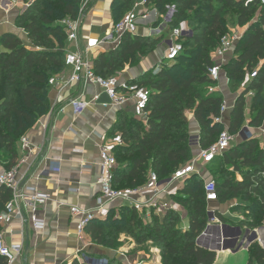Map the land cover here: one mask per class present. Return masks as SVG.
Wrapping results in <instances>:
<instances>
[{"label": "trees", "instance_id": "trees-1", "mask_svg": "<svg viewBox=\"0 0 264 264\" xmlns=\"http://www.w3.org/2000/svg\"><path fill=\"white\" fill-rule=\"evenodd\" d=\"M83 0H30L28 7L15 18V25L25 34V42L16 34H0V165L5 171L17 165L18 144L27 130L49 111L50 78L65 67L66 34L60 26L65 18L76 19ZM176 0L177 12L171 29L178 27L185 13L195 8L194 18L204 25L191 35L181 38L183 52L171 65H163L155 74L142 75L133 83L150 91L145 109V122L118 113L113 132L120 136L121 144L113 147L117 166L112 172V187L130 190L142 187L150 173L159 181L169 179L180 167L192 160L189 145L188 120L191 111L199 127V147L206 149L227 129L237 135L244 124L245 96L252 94L250 112L254 116L249 125L260 127L264 121V3L254 0ZM136 0H112V23H117L131 10ZM153 3L160 14L168 0H146ZM202 5V6H201ZM236 12L237 26L248 29L236 44L233 57L221 69L225 71L228 87L234 92L244 83L230 112L227 128L221 122L220 110L224 100L216 85L208 77V69L215 62L211 54L227 34L222 15ZM258 10V12H256ZM257 13V19L251 17ZM188 22V21H187ZM190 23V21L188 22ZM189 25V24H188ZM200 31V33H198ZM159 38L136 35L122 36L119 44L98 54L93 61L96 76L110 78L124 71L144 48H151ZM180 61L187 62L181 66ZM181 73L174 75L173 71ZM254 74V77L251 75ZM149 77V79L147 78ZM213 169L218 203L238 201V209L249 214L243 226L255 230L264 226V151L256 140L247 139L233 146L222 157L216 158ZM229 168L232 171H229ZM220 169L219 171H217ZM241 175L236 180L235 174ZM220 177V178H219ZM204 182L193 175L183 181L173 201L186 212L187 230L179 226L180 215L173 209L157 214L121 205L110 209L103 218L89 222L85 233L93 245L114 253L118 250L119 235L131 238L137 248L150 245L160 252V264H213L216 252L201 244V237L209 227L208 204L204 198ZM11 198V191L0 187V213ZM117 211L119 214L114 215ZM146 216V215H145ZM215 217L227 223L221 214ZM246 264H264V249L252 243L247 249ZM106 258L108 264H123L117 258ZM0 264L6 260L0 257ZM63 264L79 263L76 259Z\"/></svg>", "mask_w": 264, "mask_h": 264}, {"label": "crops", "instance_id": "crops-1", "mask_svg": "<svg viewBox=\"0 0 264 264\" xmlns=\"http://www.w3.org/2000/svg\"><path fill=\"white\" fill-rule=\"evenodd\" d=\"M104 2H106V6L102 9ZM111 2L112 0H102V3H98V0H91L90 6L81 21V32L78 42L80 48L102 39L110 31L113 25L110 11ZM147 6L148 11H150L148 12V20L140 22L137 35L160 39L164 34L168 40L170 33L168 31L166 35L165 32H162L165 26L162 24L159 11L154 7L153 3H149ZM3 10L5 12L4 15H8H3L0 18V34H15L13 29H9V27L15 28L9 22V12L6 9ZM248 27V25L238 27V30L234 32L243 35ZM178 28L183 29V31L186 30L183 26H178ZM154 34L155 36H153ZM116 46L117 44H103L99 48L92 50V56L95 58L98 54L109 51ZM74 50L73 44L66 43L65 52ZM164 55L165 51L163 49L150 54L140 61L138 67H127L119 73V80H137L144 72L155 68L157 64L159 65L161 60L163 63ZM232 57L233 52L226 58L227 61L225 63ZM212 60L215 63L217 62L214 58ZM70 74L71 69L64 67L57 76L67 77ZM244 85L237 94L231 96L232 91L228 87L225 71L220 70L217 88L214 91L219 92L224 97V103L227 106V111L222 116V123L225 128L229 125L230 112L237 96L242 93ZM94 96H99L97 102L91 103L80 115L73 113L70 106L72 100L80 99L90 102ZM48 99L50 108L47 114L40 117L23 136L35 150L32 154H28L20 148L19 142V157L16 166H18L17 173L21 188H36L38 192L49 196V201L38 214V218L43 224L41 229H33L27 220L26 214L23 222L15 219L8 225L0 224V239L3 244L7 247L21 246V256L11 264L70 263L80 252L95 256H106L110 259L117 258L123 264H139V262H143L144 258L140 253L131 254V251L137 246L129 237H127L126 246L119 248L114 253L93 245L86 233L79 237L76 233L78 219L69 210L71 207L87 210L96 208V200L99 196L97 179L99 176L100 148L104 144H108L117 135V133L113 132V126L120 111L132 117V104H128L124 108L112 106L97 85L84 82L72 85L61 92L50 88ZM248 112L249 114L251 113L250 109ZM187 119L191 136L189 145L192 149V160H194L200 148L199 127L192 113L187 116ZM249 122L250 120L237 134L235 144L252 139L256 140L259 149L264 151V122L260 127H252ZM244 129L248 137H245L243 133L241 134ZM208 166L200 162H197L196 165V170L199 172L198 177L202 178L204 184L215 177ZM229 171H232V169L229 168ZM3 172H5V169L0 165V174ZM235 178L236 180H241L242 177L239 173H236ZM182 183L176 182L170 185L167 189L169 195H160L156 200L162 204H168L173 210L177 211L181 219L180 228L187 230L189 227L187 212L175 203L172 197L177 194V190ZM134 200L139 203L149 202L152 200V194L146 192L135 197ZM221 205L217 202L209 205V208L221 215L223 214L225 217L229 205L227 207ZM119 206H121L120 203L108 204L105 207V212L100 214L99 218L105 217L108 210L118 209ZM165 212L162 209L156 211L157 214H164ZM224 219L226 220L227 218ZM230 220H227V223H222L218 220V222L211 224V231L216 233L217 238L218 227L220 226L219 234L221 232L223 238L221 248H227L216 252L213 264H246L249 259L248 250L240 248L239 239L245 232L248 233L251 230L243 226L244 219L233 218V220ZM123 235L121 234L120 236L125 239ZM260 235L264 239V226L260 231ZM155 252V259L152 264H160V252L157 248Z\"/></svg>", "mask_w": 264, "mask_h": 264}, {"label": "built area", "instance_id": "built-area-1", "mask_svg": "<svg viewBox=\"0 0 264 264\" xmlns=\"http://www.w3.org/2000/svg\"><path fill=\"white\" fill-rule=\"evenodd\" d=\"M254 0H247L246 3H251ZM260 3H264V0H258ZM91 0H83L76 19L65 18L60 21V26L63 28L66 34V42L73 44L75 50L72 52H66L64 65L71 69V74L67 77L54 76L50 78L48 84L50 88L56 89L58 92L64 89L70 88L72 85L80 82L95 84L106 95L110 105L124 108L128 104H132L131 116L145 122L146 113L150 91L147 88L139 86L133 81H121L116 76L110 78H101L94 74L92 50L99 48L103 44H119L122 36L129 35L134 37L137 35L138 26L141 21H147L150 11H148V4L146 0H140L135 2L131 11L127 12L117 23L111 26L110 31L103 36L102 39L95 41L91 45L80 48L78 45L81 32V21L90 6ZM177 12L176 0H168L163 6V12L160 14L162 24L166 27L171 24L175 14ZM169 39L165 42L166 50L162 65H171L183 52L181 38L186 35V32L181 28H173L170 30ZM243 35L237 32H232L224 35L219 42L217 48L212 52V59H216L217 62L210 69H208V77L217 82L219 80V74L221 66L227 61L229 54H232L236 44L239 42ZM254 77V74L251 75ZM212 91V89H211ZM99 96H94L90 102L75 99L70 102L73 113L80 115L91 103L98 101ZM227 111V106L223 103L220 110L221 117L217 119V122L222 123V116ZM242 133L247 136L246 130H242ZM237 135H233L223 130L217 140L208 148L200 149L194 160H191L188 164L178 168L169 179L159 181L155 174L150 173L148 181L142 187L130 190H116L112 187V172L117 166L115 156L113 154V147L121 144L119 135L113 137L108 144H104L100 148L99 152V176L97 184L99 186V196L96 200V208L94 210L81 209L78 207H71L70 213L78 219L76 225V233L81 237L85 233V228L94 219L99 218V215L105 212V207L111 203H120L121 205L133 207L138 212L145 211L146 217H149L150 209L167 211L172 209L168 204H162L156 200L160 195H169L168 187L176 182H183L185 179L190 178L193 175L199 176V172L196 170L197 162L204 165L211 164L216 158L222 157L226 151H228L235 143ZM20 148L28 154L34 152V148L30 145L25 137L20 139ZM18 166L12 170L5 171L0 174V187H5L11 191V198L6 203L4 210L0 213V224L8 225L13 220L18 219L23 222L25 214L27 220L30 222L33 229L38 230L43 227V224L38 218L39 212L43 210L49 196L40 193L36 188L25 187L21 188L18 179ZM149 192L152 194V200L145 203H139L134 200L135 197ZM204 198L208 204L207 214L209 220V227L201 237L202 241H212L211 224L218 222L215 217L216 212L209 208V205L216 204L218 202V196L216 187L213 181H209L203 186ZM160 208V209H159ZM220 225V224H219ZM220 229V228H219ZM262 227L255 230H251L243 234L239 239V246L242 249H248L252 243H257L262 249H264V239L261 238L260 231ZM254 232V233H253ZM255 234V236H254ZM216 244L214 248L218 246L222 247L223 238L221 232L218 238L215 239ZM21 256V246L15 245L7 247L0 239V257L6 260V264L13 263L18 257ZM75 259L79 263L87 264H108L106 258L91 257L90 254L80 252Z\"/></svg>", "mask_w": 264, "mask_h": 264}, {"label": "rangeland", "instance_id": "rangeland-1", "mask_svg": "<svg viewBox=\"0 0 264 264\" xmlns=\"http://www.w3.org/2000/svg\"><path fill=\"white\" fill-rule=\"evenodd\" d=\"M136 1H139V0H136ZM98 3H102V0H98ZM29 4H30V0H0V18L3 17V15L5 14L3 9H6L7 12H9V15H10V17H9L10 21L9 22H10L11 26L15 27V28L9 27V29L10 28L13 29L15 34L20 36L21 39L25 42V44H28V42H26L25 34L22 33V30H20V29H18L16 27L15 18H16L17 15L21 14L28 7ZM105 6H106V2L103 3L102 9H104ZM195 8L196 7H194L190 11H187L185 13V17L178 24L179 26H183V28L186 29L185 30L186 35H191L192 31L194 32V30H196V29L199 30L200 28H203V26H204L202 24H198L197 21H196V18H194ZM256 12H258V10ZM7 15H4V16H7ZM222 18H223V21L226 24L227 34L228 33H232L234 31H237L238 27H241V26H237V24H236V12L235 11H231V10L229 12L226 11L225 13H223ZM255 19H257V13H255V15H253L251 17V22H253ZM187 21L188 22L190 21V23H188ZM176 28H178V27H176ZM162 32H165L166 35H167L168 34L167 27H165V29ZM198 33H200V31H198ZM153 36H155V34ZM166 41H167V37H165V35L163 34L162 37L158 40V42L154 45V47H151L149 49L144 48L139 54H137L134 57L132 63L127 65L126 68L127 67L128 68L138 67L139 64H140V61L142 59H144L145 57L149 56L150 54L156 53L160 49H163L165 51L166 50V44H165ZM159 63L160 64L159 65L157 64V66L155 68H151L148 71L144 72L143 75H148L149 76L150 73L155 74L163 66L162 65V60ZM179 63L181 64V66H184V67L187 66V62H185V61H180ZM179 73H181L180 70L173 71L174 75H178ZM116 77L119 78L120 75L117 74ZM149 77H147V78L149 79ZM243 85H244V83H242V85L240 87H238L236 89V91L231 92V96L232 95L234 96L235 94H237V92L240 91V89L243 87ZM215 88H217V82H216V85L214 87L210 88L209 91H211V89L214 90ZM223 100H224V97H223ZM251 100H252V95L248 94L245 97L246 106H245V112H244V117L245 118H244L243 126L252 118V116H254V113L253 114L252 113L249 114V112H248L249 109H250ZM190 114H191V111L185 112L186 118ZM188 124H189V121H188ZM188 130H189V126H188ZM189 139L191 140V136H190ZM212 170L213 169H211V172H213ZM219 170L220 169H218L217 171H219ZM214 176H215V178L216 177L218 178V175H214ZM237 203H238V201L232 200V201H229V202L221 205V206H224V207L225 206L227 207L229 205L228 208H227L228 212L225 214V217L222 214V216L224 218H227L226 220H228V221L230 219L233 220V218L238 219V220H242V219L245 220L246 218L247 219L250 218L249 214L244 213V212H242V211H240L238 209ZM118 214L119 213L117 211L114 212V215H118ZM143 216L146 219L148 218L145 215H143ZM180 221H181V219H180ZM211 235L213 236L211 242H209V241H202L201 242L202 245L206 246L210 250L214 248V245L216 244V240L215 239L217 238V235H216V233L214 231H211ZM123 236H124L125 239H122V236L119 235V242H118L119 245H120L119 248L125 247L126 243L128 242L127 241V236L126 235H123ZM155 249L156 248L151 247L150 245H146V246H143V247H139V248L133 249L131 251V254L134 255L135 253H140L143 256V258H144L143 262H139V264H152L154 259H155L154 258L155 255L154 254H156Z\"/></svg>", "mask_w": 264, "mask_h": 264}, {"label": "water", "instance_id": "water-1", "mask_svg": "<svg viewBox=\"0 0 264 264\" xmlns=\"http://www.w3.org/2000/svg\"><path fill=\"white\" fill-rule=\"evenodd\" d=\"M238 97V96H237ZM241 134H242V132H241ZM212 218H211V216L209 217V220H211ZM220 227V226H219ZM219 227H218V230H219ZM254 233V232H253ZM254 236H255V234H254ZM256 237V236H255ZM221 249H224V250H226L227 248L226 247H223V248H221L220 246H218L217 248H213V249H211L212 251H214V252H219Z\"/></svg>", "mask_w": 264, "mask_h": 264}]
</instances>
